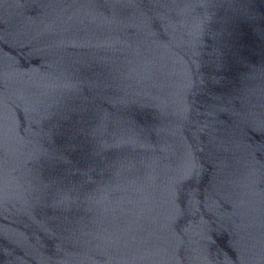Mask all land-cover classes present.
I'll use <instances>...</instances> for the list:
<instances>
[{
  "label": "water",
  "instance_id": "1",
  "mask_svg": "<svg viewBox=\"0 0 264 264\" xmlns=\"http://www.w3.org/2000/svg\"><path fill=\"white\" fill-rule=\"evenodd\" d=\"M0 264H264V0H0Z\"/></svg>",
  "mask_w": 264,
  "mask_h": 264
}]
</instances>
